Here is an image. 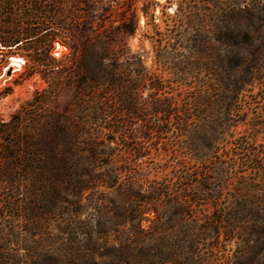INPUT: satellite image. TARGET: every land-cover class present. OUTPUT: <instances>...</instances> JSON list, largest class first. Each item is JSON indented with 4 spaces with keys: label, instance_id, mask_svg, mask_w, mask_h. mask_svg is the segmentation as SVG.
Listing matches in <instances>:
<instances>
[{
    "label": "rangeland",
    "instance_id": "1",
    "mask_svg": "<svg viewBox=\"0 0 264 264\" xmlns=\"http://www.w3.org/2000/svg\"><path fill=\"white\" fill-rule=\"evenodd\" d=\"M213 1L133 0L138 29L126 39L121 69L123 79L139 87L143 111L125 114L123 105L117 103L119 92L107 90V102L123 111L119 110L123 115L115 119L124 120L129 128L122 134L100 136L89 148L85 146L88 140H79L81 150L100 154L98 164L87 168L96 187L85 192L82 204L73 205L69 214L57 213L43 222L35 241L26 225L34 181L24 179L19 186L0 183V194H5L0 195V203L7 207L0 210V264H34L36 254L60 248L63 243L91 250L93 240L98 239L102 250L121 246L128 235L135 236L133 239L138 236V253H151V222L152 230L158 238L165 237L174 256L166 264H229L237 245L224 233L217 239L211 224L221 220V212L241 198L240 184L264 189V121L260 119L264 90L257 84L246 93L237 106L240 113L231 122L233 126L212 139L202 130L211 126L210 120L201 123L196 113L187 112L189 100L201 87L196 79L200 73L193 40L201 24L217 21ZM221 1L224 4L226 0ZM67 53L66 47L54 44V58L59 60ZM13 58L24 64L6 77ZM0 79L2 121H9L35 98L49 97L51 92L41 74L29 76L22 55L1 46ZM141 80L145 83L138 84ZM65 82L67 87L57 101L49 98L37 116L43 119L54 107L74 109L75 83L72 78ZM155 96L172 106V116L153 114ZM193 137H199L194 139V147ZM197 183L209 189L205 198L194 189ZM220 186L223 189L218 192ZM67 198L75 199L73 195ZM125 204L132 213L126 224L117 226V208ZM189 240L194 246L191 251L187 249Z\"/></svg>",
    "mask_w": 264,
    "mask_h": 264
},
{
    "label": "trees",
    "instance_id": "2",
    "mask_svg": "<svg viewBox=\"0 0 264 264\" xmlns=\"http://www.w3.org/2000/svg\"><path fill=\"white\" fill-rule=\"evenodd\" d=\"M212 4L217 21L201 24L193 40L201 87L189 100L187 111L196 113L201 123L210 120L211 126L202 130L211 139L233 126L246 93L257 84L264 90V0H226L224 4L214 0ZM138 22L133 0H0V46L22 55L29 76L41 74L51 90L49 97L35 98L9 121L0 120V183L19 186L21 180L34 181L32 202L26 208V225L34 241L43 222L57 213L69 214L73 205L82 204L83 194L96 187L87 168L98 164L100 154L81 150L79 140L91 142L85 144L89 148L107 133L122 134L129 127L115 117H122L123 111L131 116L143 111L139 87L123 79L121 69L126 39L136 33ZM55 43L68 50L59 60L52 56ZM68 78L75 83L74 109L54 107L43 119L37 116L49 98L57 101ZM109 88L121 95L117 103L123 111L107 102ZM171 108L164 99L154 98V115L172 116ZM260 119L264 121V114ZM198 138L193 137V147ZM240 185L241 198L225 208L222 219L211 228L217 239L224 233L229 242L235 241L229 264H264V189ZM195 187L205 198L209 189L199 183ZM70 195L75 199L69 201ZM3 203L0 210L7 208ZM131 213L126 204L118 207L116 225L126 224ZM152 227L151 222V253H138V236L128 235L121 246L103 250L98 239L91 250L63 243L36 254L34 264H135L139 260L166 264L174 256L165 237L158 238ZM188 244L187 249H194L191 240Z\"/></svg>",
    "mask_w": 264,
    "mask_h": 264
},
{
    "label": "bare ground",
    "instance_id": "3",
    "mask_svg": "<svg viewBox=\"0 0 264 264\" xmlns=\"http://www.w3.org/2000/svg\"><path fill=\"white\" fill-rule=\"evenodd\" d=\"M24 61L22 59H11L10 66L13 67V69H19L23 66ZM0 84H3V80L0 79Z\"/></svg>",
    "mask_w": 264,
    "mask_h": 264
},
{
    "label": "water",
    "instance_id": "4",
    "mask_svg": "<svg viewBox=\"0 0 264 264\" xmlns=\"http://www.w3.org/2000/svg\"><path fill=\"white\" fill-rule=\"evenodd\" d=\"M13 72V67L12 66H9L8 68V72L6 74V77H9L11 75V73Z\"/></svg>",
    "mask_w": 264,
    "mask_h": 264
}]
</instances>
